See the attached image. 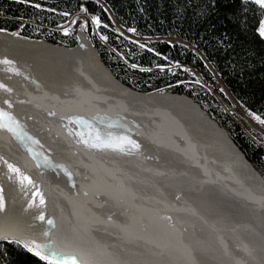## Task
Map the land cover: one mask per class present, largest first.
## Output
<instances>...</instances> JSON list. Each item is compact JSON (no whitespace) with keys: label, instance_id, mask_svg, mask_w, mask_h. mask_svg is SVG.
<instances>
[{"label":"bare ground","instance_id":"obj_1","mask_svg":"<svg viewBox=\"0 0 264 264\" xmlns=\"http://www.w3.org/2000/svg\"><path fill=\"white\" fill-rule=\"evenodd\" d=\"M51 92L57 115L38 132V155L15 165L37 187L25 194L15 174H0V241L46 244L49 230L84 264H264V187L190 104L134 95L94 60ZM96 131L140 148H89L77 135Z\"/></svg>","mask_w":264,"mask_h":264},{"label":"trees","instance_id":"obj_2","mask_svg":"<svg viewBox=\"0 0 264 264\" xmlns=\"http://www.w3.org/2000/svg\"><path fill=\"white\" fill-rule=\"evenodd\" d=\"M83 6L105 25L101 33L122 57L96 43L102 60L119 80L142 92L164 90L191 97L228 131L248 161L264 172V147L197 84V76L182 69L195 70L208 82L219 79L250 115L264 119V38L258 31L264 9L249 0H0V28L16 31L25 20L21 34L73 46V37H63L53 28ZM115 25L152 41L129 40L114 31ZM220 96L228 101L224 93ZM0 264L46 261L6 240L0 242Z\"/></svg>","mask_w":264,"mask_h":264},{"label":"water","instance_id":"obj_3","mask_svg":"<svg viewBox=\"0 0 264 264\" xmlns=\"http://www.w3.org/2000/svg\"><path fill=\"white\" fill-rule=\"evenodd\" d=\"M82 11L89 14L86 6H83ZM0 29L3 30L0 31V60L7 58L14 61V67L20 71V74L17 75L15 72L7 71L8 66L0 64V84L11 89L9 92L0 88V108L10 111L20 121L28 136L33 139L36 140L39 130L52 116L48 114L49 111L56 112L57 110V97L51 92L52 87L62 84L66 78L74 75L76 71L80 72L91 60H94L111 76L115 83L134 95L157 99H181L190 104L204 120L223 135L235 153L241 157L251 174L264 187V176L248 161L228 131L222 128L200 104L184 94L164 90L142 92L124 84L102 60L100 50L84 28L77 29L76 43L73 46L55 44L42 38L25 36L17 31ZM13 33H18V35H13ZM5 100L11 102V108L4 103ZM25 143L33 152L36 150L37 145L33 144L31 140L25 138L24 141H21L11 133L0 130V156L8 163L16 161L14 165L18 166L21 159L31 161L33 155L24 146ZM1 173H8V168L2 161H0ZM2 241H6V239ZM12 241L23 245L14 239Z\"/></svg>","mask_w":264,"mask_h":264},{"label":"snow or ice","instance_id":"obj_4","mask_svg":"<svg viewBox=\"0 0 264 264\" xmlns=\"http://www.w3.org/2000/svg\"><path fill=\"white\" fill-rule=\"evenodd\" d=\"M254 3L259 5L261 9H264V0H254ZM39 7V5H37ZM95 23L99 24L100 21L97 18H94ZM0 31H3L0 29ZM130 31H134V29H130ZM259 34L261 37H264V21L260 22L259 26ZM65 32H67V29H65ZM13 35H18V33H13ZM106 39V37H104ZM143 47V46H142ZM14 61L9 60L7 58H4L3 60H0V64H4L7 67V71L9 72H15L17 75L20 74V71L18 68L14 67ZM135 67V65H133ZM0 88L5 89L7 91H11V89L7 88L6 85L0 84ZM5 104L8 105L9 108L12 107L11 102L5 100ZM49 115L55 116L57 115L54 111H49ZM259 123L264 125V119H261L259 116H255V114H252ZM71 123H80V124H87V121H84L82 118H76L73 119L72 117H68ZM90 128L91 133V126L88 125ZM114 126V125H113ZM0 130L7 131L8 133H11L14 137L17 139L24 141L25 138L28 140H31L33 144H39L38 140L33 139L32 137L28 136V134L24 131L23 126L21 125L20 121L16 119V117L10 112L5 110L4 108H0ZM69 134L71 135L72 132L69 130ZM77 135L81 136V140L84 144H86L89 148H96V149H110L117 152L122 153H130L133 149H139L140 145L135 140H133L131 137L127 135H121V134H113L111 131L106 133H100L99 131H96L93 134H90L88 139L83 138V133H77ZM29 153L33 155V158H36L38 154L34 153L31 148L28 147V145L25 143L24 145ZM0 161H2L8 168L9 173L15 174V178L17 182L20 185L21 191L26 193L27 187L30 185L33 188H36V184L31 179V177L26 174L25 172H22L19 167H16L15 165L8 163V161L4 160L2 156H0ZM45 166H51V161H49L47 158L43 161ZM40 166L39 164L37 165ZM56 167L64 168L63 165H57ZM65 170V174L71 179L72 173ZM9 179H12V176H9ZM38 193V190H37ZM37 193H34L36 195ZM179 197H177L178 199ZM40 204H44V197L43 195H40ZM32 204H29V207H31ZM5 207L4 197L2 195V189H0V211H3ZM35 219L40 221H45V216L43 213L35 217ZM167 220H171V217H165ZM48 225L53 224L52 219L47 220ZM43 235L45 237H49L48 242L45 243H37L35 240L32 241H24L23 246L31 253H33L35 256L39 257L41 260L46 261V264H84V261L77 256L76 254H69L64 252L58 242L53 238V235L49 230H46ZM67 257V258H65Z\"/></svg>","mask_w":264,"mask_h":264},{"label":"rangeland","instance_id":"obj_5","mask_svg":"<svg viewBox=\"0 0 264 264\" xmlns=\"http://www.w3.org/2000/svg\"><path fill=\"white\" fill-rule=\"evenodd\" d=\"M249 1L254 2V0H249ZM71 22H73V25L68 28L67 25L72 24ZM25 23L26 21L22 20L21 24L19 25L16 31L21 33L23 31V26ZM101 27L105 28V25L102 24L101 22L99 24L95 23L94 17L87 14V12L85 13L84 11L81 10L79 13L72 15L62 25L53 28V30L60 33L61 36L63 37L69 36L75 39V34L77 29L84 28L88 32L89 37L91 38V40L94 42L95 45L97 43L100 46L107 47L122 59L117 47L114 44L110 43L107 38L106 39L104 38L105 36L100 31ZM65 29H67V32H65ZM113 29L118 34L138 43H148L149 41H152V40H146L135 37L129 32H124L117 25H115ZM173 68L175 67L169 69H173ZM182 69L189 70L193 75L197 76L198 77L197 84L204 87L206 90H208L212 95H214L217 98L218 102L223 107V109L228 114V116L243 129V131L246 133L248 137L254 140L258 145L264 147V129L260 126L261 123H259V121H257V119H255L254 116L250 115L236 100H234L232 96L229 95V93L226 91V89L224 88L223 84L220 82L219 79H217L214 82H208L204 78H202L195 70L187 69L185 67H182ZM220 93H224L225 96H227L228 98L227 102L222 99ZM244 113L249 116V118L254 123V125H256L257 128L253 127L247 122L246 118L243 115ZM261 174L264 176V172Z\"/></svg>","mask_w":264,"mask_h":264}]
</instances>
